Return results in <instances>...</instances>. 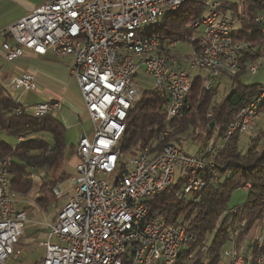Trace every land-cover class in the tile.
Masks as SVG:
<instances>
[{"label":"built area","instance_id":"2783aa9c","mask_svg":"<svg viewBox=\"0 0 264 264\" xmlns=\"http://www.w3.org/2000/svg\"><path fill=\"white\" fill-rule=\"evenodd\" d=\"M188 1L47 0L0 29V36L12 41L3 44L7 62L27 52L74 58L71 72L94 129L93 138L85 136L77 146L76 174L66 180L68 189L59 185L53 189L55 198L64 199L65 204L52 223L43 224L46 253L40 264H177L182 247L195 241L182 225L151 216L146 201L178 179L184 180L177 192L181 200L215 186L217 175H206L214 165L202 154L191 155L169 144L158 157L150 158V148L145 147L128 159L126 172L115 182L102 179L119 170V144L129 112L139 100L140 69L153 78L155 90L166 95L169 121L189 109L194 71L205 72L204 88L211 90L219 78L241 71L242 53L255 50L234 39L238 19L221 10L223 0H203L207 14L190 26L200 30L201 36L193 44L186 68L172 64L152 29L161 28L164 18ZM256 23L264 34L262 14ZM263 61L264 56L249 65L248 72L256 75ZM11 86L25 92L38 88L35 76L28 72L13 78ZM263 99L264 94L243 108L229 124L222 143L212 141L207 152L223 147L236 133H251ZM60 109L59 102L50 101L17 108L15 113L41 118ZM10 164V159L0 160V264L21 256L19 244L28 221L27 212L16 208L19 197L11 190ZM260 230L259 235L242 240L235 231L223 251L225 264H264V224Z\"/></svg>","mask_w":264,"mask_h":264},{"label":"trees","instance_id":"16d2710c","mask_svg":"<svg viewBox=\"0 0 264 264\" xmlns=\"http://www.w3.org/2000/svg\"><path fill=\"white\" fill-rule=\"evenodd\" d=\"M221 10L238 19L234 39L249 43L255 49L242 53L241 71L237 75L218 79L228 78L229 94L219 93L216 86L219 83L207 90L203 78L193 76L189 109L168 121L166 95L157 89L144 91L129 112L126 131L119 144V175L126 172L128 159L145 147L150 148V158H155L167 145L189 141L198 144L199 154L214 165L206 170L208 177L217 175L219 178L212 189L206 188L190 199L181 200L177 192L184 180L178 179L164 193L146 201L151 216L163 217L168 224L182 225L195 238L194 242L182 247L177 264H225L224 247L234 232H238L242 240L256 224L264 223V130L254 135L253 129L245 149L240 148L243 134L236 133L223 147L207 152L212 141H216V145L222 143L229 124L242 109L264 94V86L247 85L242 80L249 65L264 56V34L256 23L257 17L264 12V0H223ZM205 11L203 0H189L165 17L161 28L152 29L170 62L177 64L179 69L186 67L170 46L183 41L195 42L190 26ZM6 40L10 42L11 38L6 37ZM12 91L0 82V135L18 140L13 146L0 138V160L10 159L12 192L33 203L32 207L24 206L25 210L48 211L57 200L53 189L72 176L62 170V165L70 162L74 153L67 156L66 129L55 114L41 118L26 113L16 115L15 110L23 105L15 100ZM261 115L264 117V99L258 116ZM21 136L25 138L22 142L19 141ZM241 189L248 193L246 201L230 208L232 194Z\"/></svg>","mask_w":264,"mask_h":264},{"label":"crops","instance_id":"0c3cea01","mask_svg":"<svg viewBox=\"0 0 264 264\" xmlns=\"http://www.w3.org/2000/svg\"><path fill=\"white\" fill-rule=\"evenodd\" d=\"M44 1L45 0H0V29H5L13 25L17 21H19L22 17L28 15L34 9H36L41 4H43ZM0 38L3 41L2 50L0 51V59L3 61V63L6 62L5 64H12V67L10 69L8 68V70L7 69L5 70L4 65L0 64V82L2 81L3 83H5L6 87L13 90L12 92L14 93V98H15L16 94L18 95L21 92V90H16L13 86H11V82L13 78L20 76L26 72L32 73L35 76L37 85H38L37 91L34 92L36 95H38V98H39L38 102L34 104H29V105L24 104L23 102L24 94L23 93L25 91H22V94L20 95V100L17 102L22 104L23 106H32V105H36V104H40L44 102H50V101L59 102L61 104V109L59 112L55 114V116L63 123L66 129V139H67L68 130L70 128L79 126V124L81 123V115H82L80 106H78L75 102H73L70 99V97L68 98V85L69 84L67 82V79L69 77H72L71 68L73 67L75 63L74 58L73 57H58L51 52L43 56L35 55L33 53L27 52L24 57L19 58L13 62H7L4 59V54H3V44L7 40L6 38L2 36H0ZM11 42L12 41H10V43ZM80 97L82 99V102L84 103L81 92H80ZM84 106L86 109L85 103H84ZM87 114H88V111H87ZM256 127H257V123H256L255 128ZM80 129H81V138L83 135L84 137L86 136L89 138L87 130L81 126H80ZM93 134H94V129L92 130V138H93ZM75 151L76 150H73L74 156L72 158L73 160H71V164L73 165L74 169H76V166L78 164V158L75 154ZM59 201L60 200H57V202ZM24 202L26 203V201H22V203ZM32 204L33 203H28L27 207H32ZM22 207H23V211H26L28 215V210H25L24 205ZM34 210H36L40 214H43L45 217L47 216L48 211H49V210L44 211L41 209L39 210L34 209ZM56 216L53 218L51 222H45V223H52L55 220ZM28 219H29V216H28ZM44 221H47V220H44ZM43 224L40 226L37 225L36 228L33 229V232L31 234H28V232L25 231L24 229L23 235L20 239L19 246L22 245V241L24 239L26 241V244L28 245H36L37 241L39 240L38 246L45 249V247L43 246V243L47 239V232L44 229ZM44 257L45 255L43 254L41 258H39L38 260L36 259V261L32 262L31 264H40L42 260L44 259ZM20 258L21 256L18 259L11 258L7 261L6 264H8L9 261L15 262V264L16 263L18 264L20 261Z\"/></svg>","mask_w":264,"mask_h":264},{"label":"rangeland","instance_id":"374dc122","mask_svg":"<svg viewBox=\"0 0 264 264\" xmlns=\"http://www.w3.org/2000/svg\"><path fill=\"white\" fill-rule=\"evenodd\" d=\"M234 1H241V0H234ZM206 14H207V11H205L202 16H205ZM262 16L264 17V12L262 13ZM200 36H201L200 30H195L193 40L199 39ZM2 42L3 41L0 38V51L2 50ZM193 42L183 41V42L174 43V47L172 48V53L174 55L175 54L179 55L182 58V61H183L185 66H186V60H187L186 58L188 55H190V53L192 52V50L194 48ZM5 63H3V61L0 59V64L4 65L5 70L6 69L8 70V68L10 69L12 67V64H5ZM192 75L204 77L205 72L202 70H196L192 73ZM71 76L72 77H69L67 79V82L69 84L68 85V98L70 97V99L73 102H75L78 106H80V110L82 111V115H81V123L79 124V126L70 128L68 130V133H67V156H69L73 152V150L77 149V146H78L80 138H81L80 126L87 130V133H88V136L90 139L92 138V130H93L91 119L89 118L87 111L85 109L84 103L82 102V99L80 97V89L78 86L77 79L75 78V76H73V75H71ZM136 80H137L139 88H140L139 98H140L142 92L152 91V90H155V88H156L153 78L151 76H149L148 74H146L144 68L139 70ZM242 80L247 85H258L259 84V85L264 86V61H263V65H262L261 69L258 71V73L256 75H251L249 72H247L242 77ZM1 83L5 85V83H3L2 81H1ZM217 83H219V84H217ZM215 84H217L216 86L219 88V93L221 95L229 94V92H230V81L228 80V78L220 79V81L216 82ZM21 94H22V90L18 95L16 94V96H15L16 101L20 100ZM23 94H24V98H23L24 104H27V105L34 104V103L38 102V100H39L38 95H36L34 92H24ZM256 123H257V127L252 132V133H254V135L258 131L264 130V117L262 115L258 116ZM0 138H3L4 140L9 142L13 146H16L18 143L17 139L9 137L6 134H1ZM249 138H250L249 134H243L242 135L241 142H240V148L241 149H245V143L249 140ZM214 144H216V141ZM179 147L184 152H187L191 155H197L199 153L198 152L199 151V145L194 144L191 141L180 144ZM72 158H73V156H72ZM72 158H71V160H73ZM71 160H70V162H66L65 165L64 164L62 165V170L66 171L70 175H75L76 170L73 168V165L71 164ZM119 174H120V170L117 171L112 176L104 175V176H102V179L108 181L109 183H113L116 181V178L119 176ZM59 187H61L64 191H66L68 189V184L66 181H63L59 184ZM247 196H248V193L242 189L234 192L231 196V199H230V208H236L237 206L242 205L246 201ZM18 200L19 201H18V204L16 206V208L18 210H23V207H22L23 205L28 206L27 205L28 203H32V202H28V201L21 199V198H19ZM22 201H26V203L25 202L22 203ZM56 202H57V200H56ZM64 204H65L64 199L57 202L56 205H53L50 208L46 217L43 214H40L39 212H37L36 210L29 209L28 210L29 219H28L27 223L25 224V231H27L28 234H31L33 232V229H35L37 225L40 226L45 222H51L53 220V218L56 216V214L59 212V210L64 206ZM32 215H33V217H32ZM44 220H47V221H44ZM258 224H256L255 227L250 231V233L248 235H246V238L247 237H255V236L259 235V233L261 231L260 229L262 228V225L264 223H262V224L258 223ZM255 228H257L256 231H254ZM38 243H39V240L37 241L36 245H28V244H26L25 239L22 241V245L20 246V248L22 250V255H21V258H20V261L18 264H31L32 262L36 261V259L38 260L39 258H41V256H43V254L45 255L46 250L42 247H39ZM229 245H230V243L226 244L224 248H228ZM224 260L227 261L226 258H224ZM8 264H15V262L9 261Z\"/></svg>","mask_w":264,"mask_h":264},{"label":"water","instance_id":"95a60500","mask_svg":"<svg viewBox=\"0 0 264 264\" xmlns=\"http://www.w3.org/2000/svg\"><path fill=\"white\" fill-rule=\"evenodd\" d=\"M213 126H214V122L211 123V127H213ZM82 138H84V135L82 136Z\"/></svg>","mask_w":264,"mask_h":264}]
</instances>
